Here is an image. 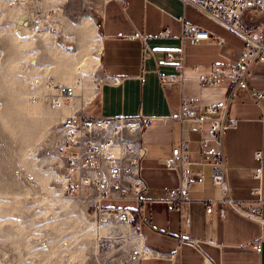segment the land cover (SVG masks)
Returning <instances> with one entry per match:
<instances>
[{
	"label": "crops",
	"instance_id": "0c3cea01",
	"mask_svg": "<svg viewBox=\"0 0 264 264\" xmlns=\"http://www.w3.org/2000/svg\"><path fill=\"white\" fill-rule=\"evenodd\" d=\"M86 23L92 34L90 45L94 42L96 46L93 52L96 68L106 78L88 111L90 116L99 118L138 113L155 119L168 118L179 111L183 99L203 107L221 105L230 91L227 84L208 88L201 86L198 79L207 75L211 66L234 62L245 46L238 32L182 0H103L98 18ZM184 24L207 32L209 39L196 45L189 41L183 44L179 37ZM242 24L248 29L264 27V14L246 10ZM165 29L170 32L169 38L159 36ZM143 42L151 51V56L144 60ZM167 52L176 58L174 62L165 60ZM181 54L185 68L200 67L201 72L186 73L183 83L161 86L159 76H177L174 65ZM247 86L250 91L264 92V64L252 70ZM228 117L237 121L236 128L222 137L230 196L242 202L252 198L250 190L257 185L252 173L258 165L254 154L260 152L263 159L260 212L264 221L261 111L247 94H240L231 99ZM183 130H187L189 140L192 181L188 203L176 212L159 200L178 185L177 172L168 170L164 161L178 146ZM201 135L191 121L183 124L154 121L143 135L145 157L140 176L145 185V209L141 232L146 247L155 254L143 264H264V223L248 220L229 208L223 218L219 216V205L213 201L217 192L212 186L211 167L200 164ZM207 204L212 208L209 215L205 212ZM123 207L133 208V204ZM187 212L189 226L184 219ZM257 244L261 246L259 253L255 250Z\"/></svg>",
	"mask_w": 264,
	"mask_h": 264
},
{
	"label": "built area",
	"instance_id": "2783aa9c",
	"mask_svg": "<svg viewBox=\"0 0 264 264\" xmlns=\"http://www.w3.org/2000/svg\"><path fill=\"white\" fill-rule=\"evenodd\" d=\"M12 5L19 13V27L31 30L33 34L43 31H55L52 21L55 16L61 17L63 0H1ZM192 3L208 16L232 30L238 32L245 40V46L237 59L226 66H211L207 75L198 79L201 86L218 88L227 84L229 94L221 105L203 107L193 100L183 99L179 111L168 118H150L138 113L135 116H117L99 118L84 112V108L72 111L63 117L51 130L50 139L55 159L59 162L62 173L63 192L66 197L81 200L91 206L101 224L109 229V236L102 238V248L108 249L112 256L105 264H143L155 254L145 245V236L141 232L144 222L145 185L141 179L142 162L145 157L143 135L154 122L194 123V129L201 133L198 141L202 156L201 165H209L212 170L211 180L217 198L213 200L219 205V216L224 217L229 208L248 220L263 224L260 206L262 199V154L256 152L254 160L257 167L253 170L252 179L257 183L250 190L251 199L246 202L236 201L230 196L228 183V166L222 150V137L228 130L236 128L237 121L228 117L231 99L240 94H247L249 99L261 111L260 121L264 122V92L250 91L247 86L252 70L264 64V27L245 28L242 14L246 10H255L264 14V0H182ZM169 38L168 29L160 35ZM209 39L207 32L193 25L184 24L179 40L184 44L189 41L196 45ZM142 51V58L151 56V51ZM70 49V48H68ZM167 62H174L172 53L165 54ZM174 65L177 76H159L161 86L183 83L186 73L198 74L200 67L190 70L185 68L183 55ZM106 82L97 68L80 76L74 85H63L53 81H45L41 90L40 79H30L27 89L32 102H43L52 110L58 111L70 107L77 93L85 90L87 98H80L83 106L91 105L97 97L101 86ZM83 88V89H82ZM80 90V91H79ZM85 99V100H84ZM207 125V126H205ZM168 170L178 174V185L174 190L166 192L159 200L173 211L179 212L187 204L188 192L192 181L189 162V140L187 130H183L181 140L171 151V156L164 161ZM132 203L133 208L113 207L104 203ZM206 214L212 213L207 204ZM185 223L190 225L188 212L184 214ZM192 246L193 243L188 242ZM260 252L261 246H255Z\"/></svg>",
	"mask_w": 264,
	"mask_h": 264
},
{
	"label": "rangeland",
	"instance_id": "374dc122",
	"mask_svg": "<svg viewBox=\"0 0 264 264\" xmlns=\"http://www.w3.org/2000/svg\"><path fill=\"white\" fill-rule=\"evenodd\" d=\"M102 1L63 0L55 31L33 34L15 23L19 11L0 0V264H105L112 256L101 245L109 229L93 208L63 192L50 139L63 113L32 102L27 89L32 78L41 80V90L45 81L74 85L97 67L85 24L98 18ZM86 93L77 94L86 99ZM80 98L66 108L89 115Z\"/></svg>",
	"mask_w": 264,
	"mask_h": 264
},
{
	"label": "bare ground",
	"instance_id": "6f19581e",
	"mask_svg": "<svg viewBox=\"0 0 264 264\" xmlns=\"http://www.w3.org/2000/svg\"><path fill=\"white\" fill-rule=\"evenodd\" d=\"M21 31L22 32H25L23 29H21ZM26 33V32H25ZM34 64V63H33ZM62 74V73H61ZM64 75V74H63ZM65 79H67L66 77H65ZM64 85V84H63ZM61 110V112L63 113V115H64V117L65 116H69L70 114H71V110H70V108H66V107H63L62 109H60Z\"/></svg>",
	"mask_w": 264,
	"mask_h": 264
}]
</instances>
